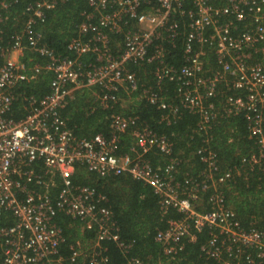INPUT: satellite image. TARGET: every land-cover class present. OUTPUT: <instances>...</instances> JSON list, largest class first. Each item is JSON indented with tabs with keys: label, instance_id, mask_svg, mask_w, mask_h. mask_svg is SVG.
<instances>
[{
	"label": "built area",
	"instance_id": "1",
	"mask_svg": "<svg viewBox=\"0 0 264 264\" xmlns=\"http://www.w3.org/2000/svg\"><path fill=\"white\" fill-rule=\"evenodd\" d=\"M18 1L0 0V22L2 10ZM63 1L27 0L20 29L0 36V218L7 219L0 223V264H107L102 242L126 256L131 243L121 240L105 196L73 181L79 171L97 178L126 174L149 187L161 210L179 214L155 230L162 257L175 255L204 229L200 250L217 264L264 263V231L252 220L240 226L223 195L237 167L220 169L208 145L217 116L241 115L256 151L240 162L264 169V0H82L87 8L79 12L66 54H58L37 27ZM175 51L180 61H167ZM130 65L149 66L153 85L140 83ZM45 72L48 92L18 90ZM163 81L173 84L171 97L156 90ZM91 86L101 108L121 109L110 112L107 135L76 137L59 110L74 89ZM121 96H132L126 109L136 99L154 104L166 123L180 109L194 114V130L204 135L194 149L201 169L177 178L180 159L167 136L124 113ZM17 99L22 113L8 117ZM122 137L127 150L119 152ZM151 151L166 157L160 168L147 158ZM206 191V207L198 209ZM57 214L78 228L66 254Z\"/></svg>",
	"mask_w": 264,
	"mask_h": 264
},
{
	"label": "trees",
	"instance_id": "2",
	"mask_svg": "<svg viewBox=\"0 0 264 264\" xmlns=\"http://www.w3.org/2000/svg\"><path fill=\"white\" fill-rule=\"evenodd\" d=\"M26 1L19 0L2 10L0 36L3 40L20 29L25 18L22 7ZM86 8L82 0H65L48 10L44 22L37 27L41 39L56 53L66 54V42L74 33L75 25L81 18L79 12ZM33 59L39 60L38 57ZM208 59L211 60L210 57ZM166 60L178 63L180 58L175 51L173 55L167 56ZM130 69L140 83L153 85L149 66L130 65ZM49 80V73H41L36 80L21 84L18 90L40 96L49 91ZM173 87L170 81H163L161 88L156 90L171 97ZM223 90L228 92L225 88ZM94 92H97V87L94 86L74 89L71 95L66 97L63 108L59 110L76 137H88L95 132L107 135L110 131L108 119L110 112L121 109L116 104L112 109L101 108L95 101ZM229 93L234 91L231 90ZM133 95L135 97V94ZM219 99L220 97L217 100ZM18 101L19 99L12 105L8 117L16 119L21 115L22 110L18 109ZM123 111L136 114L138 122L167 136L173 155L180 159L177 178L184 173L195 175L201 169L194 149L203 142L204 135L194 130L196 122L194 114L180 109L177 118L166 123L161 119L163 110L141 99H136ZM127 144L128 138L122 137L119 152L126 151ZM208 145L216 153L220 169L237 167L232 179L226 182L222 189L225 201L235 212L240 226L246 227L252 220L255 227L264 231V169L259 164L247 168L240 162L241 157L256 151L252 140L247 136L242 116H217L210 124ZM147 158L155 168H160L166 161L165 156L155 151L148 152ZM73 181L89 184L105 196L104 204L113 214L121 240L131 243L126 256L138 258L139 264H217L215 260L205 257L200 250V246L207 238V231L204 229L196 233L195 240L184 241L182 249L175 255L160 256L158 246L153 240L155 230L163 227L167 218L177 217L179 214L173 210H161L156 197L146 184L133 180L126 174L97 178L83 171L76 172ZM207 193L208 191L201 194L202 208L198 209H205ZM6 220L0 218V223H7ZM55 221L65 236V243L61 246L60 252L66 254L67 244L78 235V228L75 229L76 223L63 214H57ZM84 235L91 237L90 232ZM102 245L105 248L107 264H126V256L112 242H102Z\"/></svg>",
	"mask_w": 264,
	"mask_h": 264
},
{
	"label": "rangeland",
	"instance_id": "3",
	"mask_svg": "<svg viewBox=\"0 0 264 264\" xmlns=\"http://www.w3.org/2000/svg\"><path fill=\"white\" fill-rule=\"evenodd\" d=\"M119 98H120L121 103L123 104L122 109L123 110H126L125 107L131 101L132 96H129V97H127V96H121Z\"/></svg>",
	"mask_w": 264,
	"mask_h": 264
},
{
	"label": "crops",
	"instance_id": "4",
	"mask_svg": "<svg viewBox=\"0 0 264 264\" xmlns=\"http://www.w3.org/2000/svg\"><path fill=\"white\" fill-rule=\"evenodd\" d=\"M127 114H129V113H127Z\"/></svg>",
	"mask_w": 264,
	"mask_h": 264
}]
</instances>
